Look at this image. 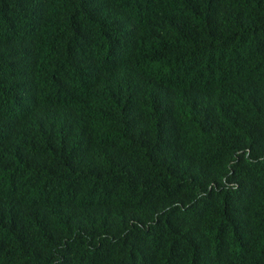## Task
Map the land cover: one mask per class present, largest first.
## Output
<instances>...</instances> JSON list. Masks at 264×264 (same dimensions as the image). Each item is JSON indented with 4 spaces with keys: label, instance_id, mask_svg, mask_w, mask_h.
I'll list each match as a JSON object with an SVG mask.
<instances>
[{
    "label": "trees",
    "instance_id": "16d2710c",
    "mask_svg": "<svg viewBox=\"0 0 264 264\" xmlns=\"http://www.w3.org/2000/svg\"><path fill=\"white\" fill-rule=\"evenodd\" d=\"M0 264H264V0H0Z\"/></svg>",
    "mask_w": 264,
    "mask_h": 264
}]
</instances>
